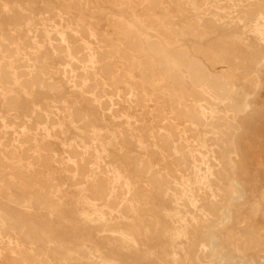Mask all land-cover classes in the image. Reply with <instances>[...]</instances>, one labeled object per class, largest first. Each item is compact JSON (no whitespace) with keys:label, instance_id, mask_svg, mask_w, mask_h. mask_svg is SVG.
<instances>
[{"label":"rangeland","instance_id":"rangeland-1","mask_svg":"<svg viewBox=\"0 0 264 264\" xmlns=\"http://www.w3.org/2000/svg\"><path fill=\"white\" fill-rule=\"evenodd\" d=\"M233 8L222 0H0V264L12 252L25 257L21 264H215L195 260L193 226L214 223L209 209L226 193L232 136L241 195L214 231L223 249L243 247L246 232L264 249V38ZM120 19L219 81L216 90L202 84L220 95L209 107L215 119L202 128L204 146L187 139L182 118L170 127L168 98L164 120L155 101L135 104L129 90L138 70L114 89L99 77L96 44L79 32L104 34ZM68 31L90 48L77 69L94 74L99 97L54 48V34ZM165 140L183 156H169ZM255 257L264 264V251Z\"/></svg>","mask_w":264,"mask_h":264},{"label":"bare ground","instance_id":"bare-ground-1","mask_svg":"<svg viewBox=\"0 0 264 264\" xmlns=\"http://www.w3.org/2000/svg\"><path fill=\"white\" fill-rule=\"evenodd\" d=\"M222 1L234 8H238L236 11L241 12L245 19L253 23L256 33L261 38H264V0ZM145 10L150 11L154 15L152 9L145 8ZM48 11H51L49 7ZM134 15L140 26L150 24L148 17L142 18L138 14ZM154 17L156 18V16ZM164 30V43L167 46L172 41L170 36L173 30L169 27L164 28ZM79 34L88 43L90 41L96 44V51L91 64H94L98 70L99 77L110 88H115L116 80L123 81L133 70H138L140 78H132L133 83L129 90V94L135 104L147 106L149 101H155L154 115L158 120H164L166 113L162 100L164 97L168 98L173 119L170 127L173 126L175 119L182 118L185 123L184 133L187 139L195 144L205 145V139L201 137L202 128L206 125L207 119H215V110L209 107L212 101H215L216 104L220 102V95L206 93L203 86H207L210 90H216L219 81L210 76L203 67L171 51L170 47L161 46L157 42L150 40L151 38H143L144 35L135 26L123 22L121 19L108 21L104 34H99L91 28L82 29ZM54 48L69 67L75 81L96 97L101 96L95 83L94 74L87 69L81 71L77 69L78 64L89 57V46L86 43H80L74 31H68L66 34L62 32L54 34ZM115 56L120 60L123 71H118L114 62ZM182 69L186 71L185 75ZM188 82L191 84V90L188 89ZM238 113L239 111L235 112L234 118L237 117ZM238 144L237 137L232 136L228 144L230 152L228 153V172L225 175V184L227 185L224 190L226 193L222 196L219 203L210 206L209 209L215 217L214 223L193 226V232L195 233L194 244L198 252L195 257L197 262H200L201 258H209L214 260L215 264H224L227 261L257 264L260 260L256 262L257 258L255 255L259 251H264L263 248H260L256 236L250 232L245 233L248 242L244 243L243 247L237 245L223 249L222 238L219 235L220 230L214 231V228L222 224L230 212L227 202L241 195L237 193V186L238 179L244 176L242 159H239V163H236V159L230 155L234 151L239 150ZM164 146L169 156L176 155L179 158L183 156V149L172 148L169 145V140H165ZM172 160L178 161L174 157ZM156 180L159 179L154 178L155 183H157ZM162 180L165 184H172L168 175L163 177ZM184 183L196 184L193 189L200 190L198 182L191 183L186 180ZM252 212L257 214V207L254 206ZM217 245L222 248L220 254L215 249ZM8 256L10 264H21L25 260V257L18 252H12Z\"/></svg>","mask_w":264,"mask_h":264}]
</instances>
